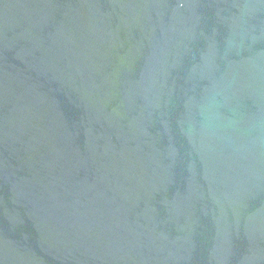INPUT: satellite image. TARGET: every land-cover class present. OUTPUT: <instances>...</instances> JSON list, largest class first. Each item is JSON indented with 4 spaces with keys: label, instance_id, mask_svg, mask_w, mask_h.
<instances>
[{
    "label": "water",
    "instance_id": "95a60500",
    "mask_svg": "<svg viewBox=\"0 0 264 264\" xmlns=\"http://www.w3.org/2000/svg\"><path fill=\"white\" fill-rule=\"evenodd\" d=\"M0 264H264V0H0Z\"/></svg>",
    "mask_w": 264,
    "mask_h": 264
}]
</instances>
